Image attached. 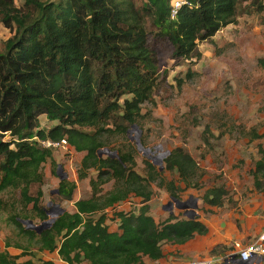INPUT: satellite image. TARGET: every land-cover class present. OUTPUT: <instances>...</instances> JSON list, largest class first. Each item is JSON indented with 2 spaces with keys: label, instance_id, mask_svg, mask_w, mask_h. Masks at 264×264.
<instances>
[{
  "label": "trees",
  "instance_id": "1",
  "mask_svg": "<svg viewBox=\"0 0 264 264\" xmlns=\"http://www.w3.org/2000/svg\"><path fill=\"white\" fill-rule=\"evenodd\" d=\"M171 1L0 0V23L11 33L0 50V195L8 196L6 202L0 200V215L27 243L23 247L6 239L0 264H56L34 262L31 249L55 253L64 264H143L144 258L162 259L164 243L183 245L207 234L196 216L170 213L160 222L149 213L152 184L179 200L178 187L163 177V170L177 174L185 189L200 188L204 171L185 149L170 151L159 169L144 160L143 175L136 171L131 144L113 149L118 158L97 154L112 140L126 139L132 126L142 129V106L155 107L152 95L168 77L165 53L174 67L192 66L201 58L200 43L210 42L238 16L264 10V0H187L191 7H182L172 20ZM257 64L264 68V57ZM193 75L188 68L186 79ZM175 80L179 88L184 84ZM261 112L264 117V98ZM41 118L52 125L41 127ZM192 123L199 124L197 119ZM207 134L212 136L209 125L202 140L210 147ZM223 136L219 131L218 138ZM248 137L253 141L263 136L250 131ZM62 140L68 151L82 155L77 179L94 172L91 194L74 203L73 213L64 211L38 234L22 221L47 220L42 166L50 161L53 175L59 167L53 160L55 149L40 143ZM257 152L252 177L262 190L264 147L259 145ZM110 182L111 190L103 193ZM75 188L74 182L60 181L54 194L59 201L52 202H71ZM226 194L213 187L202 202L220 208ZM131 196L141 199V207L115 213L119 231L110 232L106 210ZM9 248L22 253L13 256ZM219 249L224 247L218 244L211 253ZM25 256L31 259L19 261Z\"/></svg>",
  "mask_w": 264,
  "mask_h": 264
},
{
  "label": "rangeland",
  "instance_id": "2",
  "mask_svg": "<svg viewBox=\"0 0 264 264\" xmlns=\"http://www.w3.org/2000/svg\"><path fill=\"white\" fill-rule=\"evenodd\" d=\"M10 37L9 30L0 23V50ZM198 50L201 58L192 66L184 64L174 67L169 52L163 55L162 61L166 62L168 77L165 81L160 80V85L152 95L155 107L142 106V113L145 115L142 129L138 126L136 129L130 128L126 139L116 138L105 149L114 152L113 149L117 146L131 144L136 152V171L142 175L144 160L163 162L173 149H185L204 171L200 188L185 189L178 175L172 172L163 170V177L173 181L178 187L179 200L187 201L189 207L196 205L195 216L209 231L204 238H208L207 241L212 245L216 243L224 247L210 257L219 255L224 259L237 247L251 242L264 228V184L262 190L256 189L252 177L254 164L260 157L257 147H264V117L261 112L264 68L257 64V60L264 57V10L261 14L238 16L235 24L221 29L210 42L200 43ZM188 68L194 74L191 80L186 79ZM175 77L184 82L180 88ZM194 119L199 123L197 126L192 123ZM40 123L41 127L52 125L44 118H41ZM208 125L212 133V136L207 134L210 147L205 146L202 140ZM219 131L224 133L221 138H218ZM250 131H256L263 137L250 141ZM129 137L143 139L145 144L142 147L150 152L144 155ZM156 156L160 158L156 159ZM81 157V154L68 149L53 151L55 163L62 167L67 180L76 185L71 202H52L59 201L57 196L50 193L58 189L60 180L56 173L52 174L50 161L42 166V206L46 210L47 220H55L57 217L55 205L72 212L75 211L76 201L90 197L89 179L95 178V174L90 171L85 180L77 179ZM155 167L159 169V166ZM111 185L112 182L103 186V193L111 190ZM213 187L223 188L227 193L220 208L209 207L202 202L204 192ZM151 190L153 198L149 202V213L157 221L165 220L170 213L179 218H188V215H184L186 210H178L175 205L172 212L168 210L172 201L164 189L152 184ZM34 191L35 188L32 193ZM7 197L6 194H1L0 200L6 202ZM14 197L17 199L18 195L15 194ZM140 207L141 199L131 196L113 209H107L105 213L110 231L118 229L115 213L137 211ZM164 207L167 210L164 211ZM5 217V214L0 215V252L4 250L6 239H10L12 243L18 242L23 247L27 246L26 241L16 235L13 227L6 225ZM40 223L39 220L34 221L36 226ZM172 246L173 244H163L162 249L167 251ZM31 251L34 253V262L51 260L56 264H63L55 253H39L35 252L36 249ZM8 252L13 256H20L22 250L9 248ZM206 255L208 256L207 253ZM29 259L30 256H25L19 261ZM220 263L221 260L218 264ZM144 264L156 263L144 259ZM230 264L238 263L234 259Z\"/></svg>",
  "mask_w": 264,
  "mask_h": 264
},
{
  "label": "built area",
  "instance_id": "3",
  "mask_svg": "<svg viewBox=\"0 0 264 264\" xmlns=\"http://www.w3.org/2000/svg\"><path fill=\"white\" fill-rule=\"evenodd\" d=\"M170 8V18L173 20L176 18L179 10L184 7H191L190 2L187 0H173L171 2ZM41 147L46 149H55L60 150L68 149V144L65 140L58 142H41ZM234 259L238 262H244L246 264H254L258 261H264V229L251 241L249 244L244 246H239L236 250L229 256L221 259L220 264H230L234 261ZM220 260H215L213 258L202 259L196 262L188 263V264H218Z\"/></svg>",
  "mask_w": 264,
  "mask_h": 264
},
{
  "label": "crops",
  "instance_id": "4",
  "mask_svg": "<svg viewBox=\"0 0 264 264\" xmlns=\"http://www.w3.org/2000/svg\"><path fill=\"white\" fill-rule=\"evenodd\" d=\"M73 212L74 211H72L70 213H73ZM124 212H128V211H124ZM109 231H110V229H109ZM118 231L119 230L117 229L116 231H110V232H118ZM260 232H258V233H260ZM208 233H209V231L207 232V234ZM207 234L204 236L195 235L190 241H188L187 243H185L183 245H174L173 244L172 248L168 249L167 251H163V249H162L164 257L160 260L153 261V262L156 264H188V263L196 262L198 260L208 259L210 257V255L213 254V253H211L212 249L218 244H216V243H214L215 245L210 244L207 241L208 238H204L205 236H207ZM249 243H247V244H249ZM164 244L172 245L170 243H164ZM247 244H245V245H247ZM177 250H180V252L178 253ZM206 253L208 254V256L206 255ZM210 258H213V259L218 260V261L221 260V257L219 255L218 256L212 255ZM144 259H147V258H144ZM143 264H144V260H143ZM254 264H264V261L263 262L258 261Z\"/></svg>",
  "mask_w": 264,
  "mask_h": 264
},
{
  "label": "water",
  "instance_id": "5",
  "mask_svg": "<svg viewBox=\"0 0 264 264\" xmlns=\"http://www.w3.org/2000/svg\"><path fill=\"white\" fill-rule=\"evenodd\" d=\"M131 128L132 129H136L137 127L136 126H132ZM129 138H130L131 141H135V145H136L137 149L138 150H142L144 155H147L150 152V150L144 149L142 147V145L140 143V140L137 137L136 138L129 137ZM97 154H98V157H101L103 154H107L110 158H118V155L115 152H111L109 149L99 150L97 152ZM148 158L152 159L151 156H148ZM155 158L159 159L160 157L156 156ZM152 163H153L154 166L157 165L159 167H162V165H163L162 160L159 161L158 163H155V162H152ZM56 174L59 177L60 181L68 178L67 175L63 172L61 166L58 167ZM57 193H58V190H55V191L51 192L50 194L54 195V194H57ZM171 201L172 202L168 205L169 206V209H168L169 211H171L173 209V206L175 205V208L178 209V210H182V211L186 210L184 215H188L189 219H193L195 217V215H197L196 214V205L192 206V207H189L187 201L183 202L181 200L174 199V198H171ZM195 202H196V200H195ZM55 209L57 210V216L64 212V210L61 209L57 205H55ZM163 209H164V211L167 210L165 207ZM53 221L54 220H47V221L41 223L39 226L34 225L32 223V221H22V224L26 226V229H30V230L36 231L38 234H40L42 230L50 228V226L52 225ZM238 264H246V263L238 262Z\"/></svg>",
  "mask_w": 264,
  "mask_h": 264
},
{
  "label": "clouds",
  "instance_id": "6",
  "mask_svg": "<svg viewBox=\"0 0 264 264\" xmlns=\"http://www.w3.org/2000/svg\"><path fill=\"white\" fill-rule=\"evenodd\" d=\"M118 225H119V223H118Z\"/></svg>",
  "mask_w": 264,
  "mask_h": 264
}]
</instances>
